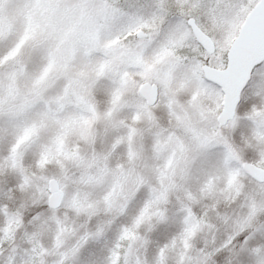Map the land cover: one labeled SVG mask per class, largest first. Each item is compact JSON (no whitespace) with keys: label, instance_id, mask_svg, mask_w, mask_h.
Instances as JSON below:
<instances>
[{"label":"snow or ice","instance_id":"6c2138e0","mask_svg":"<svg viewBox=\"0 0 264 264\" xmlns=\"http://www.w3.org/2000/svg\"><path fill=\"white\" fill-rule=\"evenodd\" d=\"M0 264H264V0H0Z\"/></svg>","mask_w":264,"mask_h":264}]
</instances>
